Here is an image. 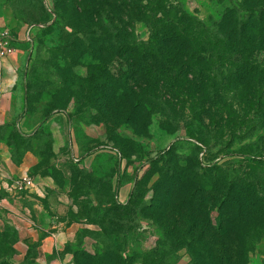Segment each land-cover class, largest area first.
Here are the masks:
<instances>
[{"label":"trees","instance_id":"trees-1","mask_svg":"<svg viewBox=\"0 0 264 264\" xmlns=\"http://www.w3.org/2000/svg\"><path fill=\"white\" fill-rule=\"evenodd\" d=\"M228 1L220 18L209 21L179 0H63L57 5L67 19L63 53L72 60L88 53L96 61L87 79L94 107L109 117L105 123L114 117L144 132L157 114L166 129H180L184 122L200 145L197 155L225 143L216 135L225 128L251 137L263 130L264 59L256 54L264 52V0ZM57 14L52 13V23ZM137 22L148 26L149 40L139 38ZM46 27L36 28L35 38ZM191 114L198 123L188 118ZM238 154L248 155L253 168L243 171L216 162L204 169L196 158L188 166L171 161L161 169L163 196L177 184L187 188L165 231L175 241L180 234L179 244L193 253L191 264H249L255 241L249 245L248 238L264 239V136L243 145ZM208 203L218 212L216 223ZM166 207L162 197L157 199L156 210ZM213 232L232 235L218 240ZM207 234L219 250L205 239ZM0 264L11 263L4 259Z\"/></svg>","mask_w":264,"mask_h":264},{"label":"rangeland","instance_id":"rangeland-1","mask_svg":"<svg viewBox=\"0 0 264 264\" xmlns=\"http://www.w3.org/2000/svg\"><path fill=\"white\" fill-rule=\"evenodd\" d=\"M179 1L189 12L206 21L210 18L219 19L226 6L230 5L228 0ZM61 4L63 0L4 2L20 21L29 25L45 23L48 26L36 32L33 46H26L28 56L24 69L27 71V85H30V108L29 111L26 108L25 112L36 121H46L57 111L69 112V126L73 135L64 148L65 153L71 154L72 148L75 150L77 147L80 155L96 156L92 171L80 168L74 173L72 180L76 211L71 216L78 222L92 226L81 233L83 244L77 251V263L191 264L193 253L187 245L179 244L177 239L180 234L175 241L172 237L175 235L165 231L168 217H176L174 210L179 208V200L187 188L177 184L163 196L159 190L161 169L171 161L188 166L189 160L196 161L197 158L204 169L220 162L223 166L231 165L243 171L249 170L253 168L254 162L247 160L248 155L243 156L238 152L243 145L253 144L259 136H264V129L256 130L251 137L245 135V132L233 134L225 128L216 135L219 136L218 140L221 138L227 143L212 150L204 148L197 155L200 145L189 136L184 122L180 129H166L161 126L162 117L157 114L144 132L137 130L133 123L123 120L118 122L114 117H110L105 123V118L109 117L94 107V91L90 93L92 87L88 82L92 67L96 64L95 59L88 53H83L81 58L72 60L63 53L67 19L59 15L57 5ZM52 13L58 16L55 23L50 21ZM136 29L140 39L149 40L150 30L144 22H137ZM256 57L263 60L264 52H257ZM220 117L222 116L218 119ZM188 118L198 123V116L195 114ZM204 121L208 124L210 119L205 116ZM220 128L223 130V126ZM140 130L143 129L140 127ZM214 142L216 141L212 140L210 145ZM258 142L261 143V140ZM51 146L52 139L46 138L41 144L40 162L36 168L52 169V174L60 180L58 170L51 164ZM123 187L127 199L122 198ZM213 195L217 197L218 192ZM161 197L167 207L156 210L157 199ZM210 204L208 203L207 210L210 209ZM210 213L216 223L217 210L210 209ZM201 217L203 220L206 214ZM213 235H219L218 240H223L232 234L213 232ZM86 236L92 239V246L88 249L84 246ZM205 239L213 249L221 248L211 241L215 239L210 234ZM252 239L251 235L248 244L255 242L254 250L249 254V264H264V239ZM201 245L200 243V249ZM231 245L234 247V244Z\"/></svg>","mask_w":264,"mask_h":264},{"label":"crops","instance_id":"crops-1","mask_svg":"<svg viewBox=\"0 0 264 264\" xmlns=\"http://www.w3.org/2000/svg\"><path fill=\"white\" fill-rule=\"evenodd\" d=\"M4 2L0 0V27L9 29L17 42L16 52L0 63V261L78 264L81 233L92 226L71 216L76 211L72 180L80 168L92 171L96 156L80 155L77 147L71 154L65 153L73 135L69 112L57 111L46 121H36L25 112L24 65L29 46L25 33L29 24L20 21ZM46 138L52 139L51 164L60 180L52 169L36 168ZM27 177L33 185L19 186L17 182ZM124 188L122 198L127 199ZM84 246H92L90 236L84 238Z\"/></svg>","mask_w":264,"mask_h":264},{"label":"built area","instance_id":"built-area-1","mask_svg":"<svg viewBox=\"0 0 264 264\" xmlns=\"http://www.w3.org/2000/svg\"><path fill=\"white\" fill-rule=\"evenodd\" d=\"M55 20V17L52 21ZM45 27V24H32L28 25L25 33V41L33 46L35 43V29ZM17 38L12 32L7 28L0 27V63L3 59L12 56L16 52L15 43ZM19 186H32L33 180L29 177L23 178L18 182ZM2 206V199H0V207Z\"/></svg>","mask_w":264,"mask_h":264}]
</instances>
